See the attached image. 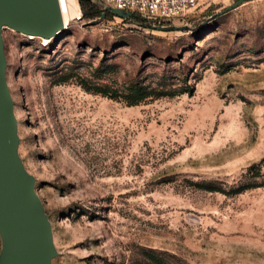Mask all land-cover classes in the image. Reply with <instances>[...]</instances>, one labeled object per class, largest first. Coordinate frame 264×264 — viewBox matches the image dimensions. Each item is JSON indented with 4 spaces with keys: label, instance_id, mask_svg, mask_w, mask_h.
<instances>
[{
    "label": "rangeland",
    "instance_id": "rangeland-1",
    "mask_svg": "<svg viewBox=\"0 0 264 264\" xmlns=\"http://www.w3.org/2000/svg\"><path fill=\"white\" fill-rule=\"evenodd\" d=\"M235 2L175 30L76 19L78 0L50 39L2 28L51 264H264V0Z\"/></svg>",
    "mask_w": 264,
    "mask_h": 264
},
{
    "label": "water",
    "instance_id": "water-1",
    "mask_svg": "<svg viewBox=\"0 0 264 264\" xmlns=\"http://www.w3.org/2000/svg\"><path fill=\"white\" fill-rule=\"evenodd\" d=\"M246 0H237L229 8ZM113 16L126 19L129 12L108 8ZM103 13L100 18H104ZM97 20H93L95 23ZM14 29L27 36L50 39L64 28L58 0H0V264H51L55 255L51 228L43 206L15 148L16 120L5 78L1 30ZM152 30L181 29L149 26Z\"/></svg>",
    "mask_w": 264,
    "mask_h": 264
},
{
    "label": "built area",
    "instance_id": "built-area-1",
    "mask_svg": "<svg viewBox=\"0 0 264 264\" xmlns=\"http://www.w3.org/2000/svg\"><path fill=\"white\" fill-rule=\"evenodd\" d=\"M100 11L109 12L108 8H116L131 13L129 19L142 27L167 26L175 20H183L199 4L201 0H94ZM67 3V7L65 4ZM62 14L71 11L70 0H58ZM78 10L76 19H81ZM122 19V18H121ZM63 26L66 23L63 21ZM152 30V29H151Z\"/></svg>",
    "mask_w": 264,
    "mask_h": 264
},
{
    "label": "trees",
    "instance_id": "trees-1",
    "mask_svg": "<svg viewBox=\"0 0 264 264\" xmlns=\"http://www.w3.org/2000/svg\"><path fill=\"white\" fill-rule=\"evenodd\" d=\"M78 3L81 9L83 19L90 20L100 17L103 14V12L100 11L97 2H95L94 0H78ZM108 17H115V16H113L109 12H106L104 18H108ZM122 20L130 21L129 19H122ZM141 93H143L142 89H138L136 91H130V93L127 94V96H125V99L130 104L137 103L141 101V99L146 95L144 93L143 94Z\"/></svg>",
    "mask_w": 264,
    "mask_h": 264
},
{
    "label": "bare ground",
    "instance_id": "bare-ground-1",
    "mask_svg": "<svg viewBox=\"0 0 264 264\" xmlns=\"http://www.w3.org/2000/svg\"><path fill=\"white\" fill-rule=\"evenodd\" d=\"M65 1V0H64ZM65 6L67 7V3L65 4ZM71 13V11L70 12H67L66 14H62L61 13V16H62V20L65 22L66 21V19L69 17V14ZM68 20V19H67ZM31 37V36H30Z\"/></svg>",
    "mask_w": 264,
    "mask_h": 264
}]
</instances>
